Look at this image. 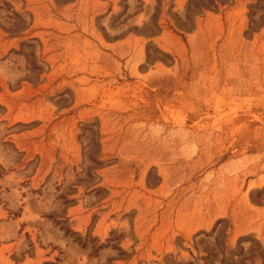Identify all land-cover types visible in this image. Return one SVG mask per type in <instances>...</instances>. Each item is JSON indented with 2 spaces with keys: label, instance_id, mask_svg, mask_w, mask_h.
Wrapping results in <instances>:
<instances>
[{
  "label": "rangeland",
  "instance_id": "obj_1",
  "mask_svg": "<svg viewBox=\"0 0 264 264\" xmlns=\"http://www.w3.org/2000/svg\"><path fill=\"white\" fill-rule=\"evenodd\" d=\"M0 264H264V0H0Z\"/></svg>",
  "mask_w": 264,
  "mask_h": 264
}]
</instances>
